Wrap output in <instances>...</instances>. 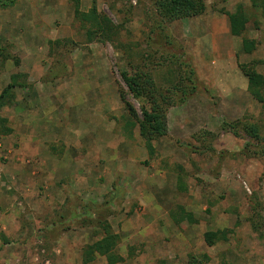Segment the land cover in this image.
Wrapping results in <instances>:
<instances>
[{"label": "rangeland", "instance_id": "1", "mask_svg": "<svg viewBox=\"0 0 264 264\" xmlns=\"http://www.w3.org/2000/svg\"><path fill=\"white\" fill-rule=\"evenodd\" d=\"M259 1L203 0L202 14L168 22L152 0H79L121 26L118 49L87 40L71 0L0 8V93L16 74L25 85L0 108L11 128L0 133V264H84L104 222L119 235V264H264V139L231 129L240 120L264 136V103L238 67L259 61L264 76ZM238 5L248 22L236 37L223 12ZM242 37L257 43L250 54ZM136 66L162 88L189 68L197 80L167 108L152 157L118 91L139 113L120 76ZM223 228L228 239L207 246L203 233Z\"/></svg>", "mask_w": 264, "mask_h": 264}, {"label": "trees", "instance_id": "2", "mask_svg": "<svg viewBox=\"0 0 264 264\" xmlns=\"http://www.w3.org/2000/svg\"><path fill=\"white\" fill-rule=\"evenodd\" d=\"M20 0H0V8H9L14 6ZM73 2V13L82 27L85 28L86 38L89 42L98 41L101 43L109 42L118 49L119 43L116 39L119 35L120 27L114 24L105 14L98 12L95 6H92L87 12L81 11L79 8V0H71ZM158 12L159 17L163 21H173L177 18H186L200 15L205 11L203 0H152ZM259 0H251L253 7L258 6ZM264 7V2L262 1ZM229 23V32L232 36H242L246 30L248 17L242 5H238L233 12H223ZM159 27V26H156ZM257 43L254 39L242 37L241 51L250 54L256 49ZM2 55V54H0ZM174 57V56H172ZM128 60L130 57L128 55ZM131 61V60H130ZM128 61V64H130ZM259 61L250 64L238 63L243 76L248 82V90L252 97L259 102L264 103V76L258 73L253 67ZM18 65V60H15ZM122 82L126 86L127 92L139 102V113L130 104L125 93L121 88L118 89L120 100L128 114L125 122L126 127H137L139 136L143 139L144 146L149 156L155 154L153 142L158 138L164 137L168 133L166 111L171 105L183 103L190 98L196 90L197 80L194 70L189 68L188 73L169 86L162 88L155 82L153 73L147 69L133 67L130 70L123 69L120 73ZM18 77L14 75L11 81L2 89L0 93V108L11 105L15 99L14 89L17 86H25L18 82ZM187 82L185 84L184 82ZM6 118L0 117V133L9 134L11 128L5 126ZM232 133L237 136L238 129L243 131L251 139L261 140L260 129L254 123L242 122L236 120L231 126ZM103 235L93 241L85 244L81 248V261L84 264L95 260L97 256L104 257L105 264H119L123 262V257L116 251L119 243V235L113 232L107 222L102 224ZM232 230L229 228L207 230L203 233V239L207 246H212L218 241H226L227 235ZM206 257V256H204ZM187 264H199V259L190 256Z\"/></svg>", "mask_w": 264, "mask_h": 264}, {"label": "crops", "instance_id": "3", "mask_svg": "<svg viewBox=\"0 0 264 264\" xmlns=\"http://www.w3.org/2000/svg\"><path fill=\"white\" fill-rule=\"evenodd\" d=\"M129 154H126L128 156ZM6 221V218L4 217V214L0 213V224L2 225L1 228H4V222Z\"/></svg>", "mask_w": 264, "mask_h": 264}]
</instances>
